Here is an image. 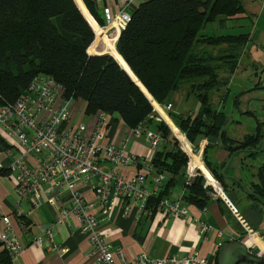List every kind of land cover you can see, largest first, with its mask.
Returning <instances> with one entry per match:
<instances>
[{"label": "trees", "instance_id": "1", "mask_svg": "<svg viewBox=\"0 0 264 264\" xmlns=\"http://www.w3.org/2000/svg\"><path fill=\"white\" fill-rule=\"evenodd\" d=\"M244 13L241 0H142L132 6L130 20L118 38L116 34L112 51L100 54L103 52L95 46L104 30L96 22L103 25L104 21L98 0H0V107L14 103L34 77L46 74L63 86L66 98L85 103V115L97 111L116 114L126 127L134 128L143 119H149L152 126L154 121L148 118L153 114L152 102L171 103L173 93L186 88L187 96L199 100L198 112L169 113L186 137L175 128L184 147L221 131L229 155L245 152L254 157L262 145L264 148V116L261 121L256 118L253 132L234 139L227 134L228 115L211 102L212 92L223 86L225 100L230 75L249 34L201 32L207 23L217 21L224 27L225 20ZM121 67L138 80L149 98ZM247 113L254 115L250 110ZM153 126L162 142L151 164L155 174L166 173L167 179L158 193L149 197L148 216L157 211L159 201L169 194L189 159L163 121H155ZM4 146L0 139V149ZM207 150L202 160L225 191L232 185L226 182V172L222 173L226 162L214 165ZM191 159L192 166L210 178L198 155L192 154ZM255 176L257 181L249 183L247 194L264 204V163ZM204 183L198 172L184 185L183 202L205 208L215 193ZM10 259L5 250L0 253V264H10Z\"/></svg>", "mask_w": 264, "mask_h": 264}, {"label": "built area", "instance_id": "2", "mask_svg": "<svg viewBox=\"0 0 264 264\" xmlns=\"http://www.w3.org/2000/svg\"><path fill=\"white\" fill-rule=\"evenodd\" d=\"M139 1L142 0H102L104 24L99 25L95 21L96 24L110 38L115 33H118V38L130 20L132 6ZM95 37L94 31V40ZM96 48H101L99 43ZM72 104L73 99L65 97L61 84L49 75L39 74L14 103L0 107V139L5 145L0 149V177L5 175L13 179L17 205L27 200L32 210L40 207L43 187H50L45 202L55 210L54 221L33 238L32 243L47 251L67 252V247L56 241V226L65 224L74 215L88 239V257L95 264H210L197 255L151 258L142 253L128 260L121 247L113 250L103 240L98 223L109 220L108 212L114 206H119L126 216L148 215L147 201L158 193L166 176V173L155 174L151 164L162 138L151 129L149 119H143L134 128L126 127L125 138L115 143L108 137L112 125L109 114L97 111L88 127L73 118ZM152 106L165 113L172 107L171 103L160 105L155 102ZM134 137H142L147 142L145 155H137L127 147L129 139ZM180 144L189 158L183 170L185 184L200 172L205 178L204 186H210L215 194L223 195L217 182L204 175L199 167L192 166L191 155L197 154V147L189 143L187 149ZM197 155L200 159L199 152ZM127 166L139 170L126 176L121 167ZM1 171L7 173L2 174ZM147 182L152 184L151 190L147 188ZM84 189L93 194L92 201L84 196ZM228 205L238 216L233 205L230 202ZM158 209L173 217L185 215L181 197L161 199ZM14 212L19 218L28 215L20 209ZM0 221L4 225L0 246L12 260L17 259L25 245L7 215H1ZM208 228L201 223L200 232ZM257 254L264 258V252L258 251Z\"/></svg>", "mask_w": 264, "mask_h": 264}, {"label": "crops", "instance_id": "3", "mask_svg": "<svg viewBox=\"0 0 264 264\" xmlns=\"http://www.w3.org/2000/svg\"><path fill=\"white\" fill-rule=\"evenodd\" d=\"M116 34L111 38L104 31L100 34L97 43L100 44V50L103 53L112 51ZM80 103L83 105L82 109L79 110L77 119L80 121L84 118L88 119L86 124L90 127L93 116L85 115V103L83 101ZM80 103L77 104L74 101L72 104L74 119H76V112L80 108ZM151 116L156 121L165 117V119L163 118L164 121L172 134L176 135L168 121L175 128L177 127L168 114L159 110L157 116L154 113ZM109 118L112 120V125L108 137L115 143H119L125 138L126 126L116 114L110 115ZM228 124L239 125L240 122L231 120ZM229 129H227L229 137L234 139L243 137L231 136ZM177 130L179 131L178 128ZM205 139L202 138L197 146L192 145L201 151V163L210 178L220 185L217 180H214L202 160L203 149L207 148ZM147 146V142L142 137H134L129 139L127 143L129 150L137 155H145ZM207 149V157L214 165L218 166L226 162L224 171L227 175L226 182L232 185L228 186L229 190L227 189L226 192L220 185L224 196L216 193L203 209L192 204H186L182 200V204L185 206V215L176 217L167 215L161 209H157L151 216H126L122 214L119 206H114L108 212L109 220H100L98 223L103 240L110 244L113 250L116 247H121L128 260L142 253L151 258H161L166 255H197L207 259L210 264H217L219 253L224 250L225 245L236 242L244 246L250 253L264 252V204L251 199L247 194L249 183L257 181L255 176L257 167L264 163V148L257 151L254 157L247 156L245 152H236L228 164L231 155L227 149L217 145ZM121 170L124 175L129 176L139 169L127 166L121 167ZM203 174L206 175L204 172ZM166 179L167 176L163 182ZM185 180L186 175L181 174L166 198H180L184 192ZM151 186L152 184L147 182L149 190H151ZM49 188L48 185L43 187V203L40 207L32 210L30 202L27 200L17 205L13 179L5 175L0 177V216L4 214L10 218L15 233L25 245L21 256L14 260L10 259V264H95L88 257L89 242L86 235L80 230L79 220L74 215L69 217L65 224L56 226V241L67 247V252L47 251L32 243L33 238L40 235L54 221L55 210L45 202ZM83 194L88 200H93V194L90 191L84 189ZM228 202L236 209L238 216H235L231 211ZM17 209L28 213V215L23 218L17 217L14 212ZM201 223L209 227L207 231L202 233L200 232ZM22 224L23 226H21ZM3 228L4 225L0 221V233ZM249 230L251 234L248 233ZM3 250L0 246V253Z\"/></svg>", "mask_w": 264, "mask_h": 264}, {"label": "rangeland", "instance_id": "4", "mask_svg": "<svg viewBox=\"0 0 264 264\" xmlns=\"http://www.w3.org/2000/svg\"><path fill=\"white\" fill-rule=\"evenodd\" d=\"M241 3L245 9L244 14L233 19L225 20L224 27H220L217 21H214L207 23L201 30L202 34H249V39L244 46L238 66L234 73L230 75L227 85L228 94L225 100L222 98V94L226 90L224 86L214 90L211 94V102L215 108L225 111L229 120L240 122L239 125H226L227 129L230 127V135L235 138H241L243 135L253 132L256 125V118L262 119L264 116V91L255 90L244 94L246 91L253 88L256 82L262 83L263 81V78L258 75L259 73L264 74V0H241ZM98 4L101 6L102 0H98ZM224 76H226V74H224ZM242 94L244 96L238 99ZM247 99L249 100L247 101ZM82 105L83 104L80 103V108L78 112H76L75 120H78L77 116L80 113L79 110L82 109ZM171 105V109L168 110V113L166 112L168 115L170 112L175 115H193L196 114L200 108V102L194 95H186V88L173 93ZM248 110L252 111L254 115L248 114ZM153 113L157 116L156 109H153ZM161 119L163 118L161 117ZM87 121L88 119L86 118L81 119V122L85 125H87ZM153 121L154 124L156 119ZM164 123L167 125L166 122ZM153 124L151 129L155 131ZM171 127L175 131V127L173 125ZM182 135L186 139L184 134H181V136ZM174 137L182 143L177 135H174ZM199 141H201L200 138L197 139L194 144H199ZM198 152L201 153L199 150ZM225 179L227 180V177H225ZM214 180L216 179L214 178ZM226 191L227 190H225V192Z\"/></svg>", "mask_w": 264, "mask_h": 264}, {"label": "water", "instance_id": "5", "mask_svg": "<svg viewBox=\"0 0 264 264\" xmlns=\"http://www.w3.org/2000/svg\"><path fill=\"white\" fill-rule=\"evenodd\" d=\"M100 54H108V53H100ZM122 70L127 75V77L131 81H133L143 91V93L147 96L146 91L142 88V86L138 82V80L133 79L125 69L122 68ZM259 75H262V73H259ZM262 78H263L262 83H260L258 85H254L253 88L249 89L244 94H246L248 92L255 91V90L264 91V76ZM147 98H149V97L147 96ZM221 136H222L221 131H219L217 136H213V135L207 136L205 139L206 146L209 148H213L215 145H217L218 147H222L224 149H227V146L223 145V143H222V137ZM261 150H263V145H262L260 151ZM235 153L236 152H234L230 156L227 164L231 161V159ZM225 167H226V165H225ZM225 167L223 168L222 173H224ZM224 175H225V173H224ZM219 189L221 190V187H219ZM228 255H229V257H228ZM217 264H264V258L259 256L257 253L256 254L250 253L246 248H244V246H241V244L236 242L233 244L225 245L224 250L219 253V257L217 259Z\"/></svg>", "mask_w": 264, "mask_h": 264}, {"label": "flooded vegetation", "instance_id": "6", "mask_svg": "<svg viewBox=\"0 0 264 264\" xmlns=\"http://www.w3.org/2000/svg\"><path fill=\"white\" fill-rule=\"evenodd\" d=\"M259 77H263L264 75L262 74V75H258ZM244 95H241V96H239V98L238 99H240L241 97H243ZM250 99V98H249ZM249 99H247V101L249 100Z\"/></svg>", "mask_w": 264, "mask_h": 264}]
</instances>
